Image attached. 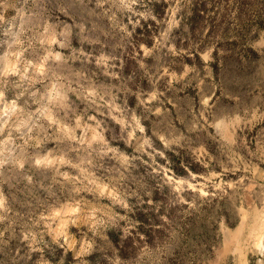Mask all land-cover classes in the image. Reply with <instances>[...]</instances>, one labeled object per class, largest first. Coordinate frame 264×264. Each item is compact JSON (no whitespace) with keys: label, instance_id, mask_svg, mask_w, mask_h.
<instances>
[{"label":"rangeland","instance_id":"rangeland-1","mask_svg":"<svg viewBox=\"0 0 264 264\" xmlns=\"http://www.w3.org/2000/svg\"><path fill=\"white\" fill-rule=\"evenodd\" d=\"M262 215L264 0H0V264H264Z\"/></svg>","mask_w":264,"mask_h":264},{"label":"bare ground","instance_id":"bare-ground-1","mask_svg":"<svg viewBox=\"0 0 264 264\" xmlns=\"http://www.w3.org/2000/svg\"><path fill=\"white\" fill-rule=\"evenodd\" d=\"M241 226L238 227L237 230H235L234 234H238V232L242 228ZM263 229H264V216L262 215L257 219V222H256L255 226L253 227V231H252L253 236L256 237L255 243H257V244L259 243L260 237L262 236ZM234 236H236V235H234Z\"/></svg>","mask_w":264,"mask_h":264}]
</instances>
